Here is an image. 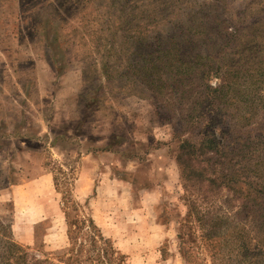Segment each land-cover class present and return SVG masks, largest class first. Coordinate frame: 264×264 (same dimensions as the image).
<instances>
[{
  "label": "rangeland",
  "instance_id": "1",
  "mask_svg": "<svg viewBox=\"0 0 264 264\" xmlns=\"http://www.w3.org/2000/svg\"><path fill=\"white\" fill-rule=\"evenodd\" d=\"M211 1L0 0V264H88L74 253L96 229L123 264H185L174 154L190 135L131 45L147 56L176 38L211 75L218 58L264 64V0H221V27L186 29ZM209 216L189 264H264V229L222 200Z\"/></svg>",
  "mask_w": 264,
  "mask_h": 264
},
{
  "label": "trees",
  "instance_id": "2",
  "mask_svg": "<svg viewBox=\"0 0 264 264\" xmlns=\"http://www.w3.org/2000/svg\"><path fill=\"white\" fill-rule=\"evenodd\" d=\"M222 2L213 0L208 5L200 3L199 10L191 11L193 13L187 15L188 19L183 25L187 24L186 29L189 30L194 26L201 28L203 32L205 27L210 28V24L221 27L223 7L219 6H224ZM191 3L188 6H193ZM120 12L117 19L124 20L126 12ZM183 25L178 28V34L183 33L184 36L186 31H180ZM128 33L120 38L128 39ZM139 37L146 40L145 36L139 34ZM254 37L264 39L258 34ZM129 38L133 39L134 36ZM134 40L137 42L131 45L135 48L131 53L133 58L142 59L144 69H154L156 78L149 81L158 86L159 102L178 112L182 131L190 135L178 143L174 154L181 199L186 208L176 228L178 251L185 264H189L196 254V245L187 242V238H202L207 224L214 220L209 215L219 200L241 222L247 223L252 231L262 233L264 94L257 96V88L264 81L262 57L253 59L248 56L246 62L228 58L220 61L222 58H218L210 63L215 72L211 75L212 71L203 69L200 62H188L181 57L176 38L174 42L171 41L173 46L169 43L147 56L142 54V49L144 52L147 49L141 48V41L138 38ZM233 43L228 41L227 44L233 47ZM155 53L159 55L152 58ZM212 76H218L215 78L219 83L215 86L209 81ZM243 85L253 86L254 92L241 90ZM249 95L260 99L259 104L254 105ZM258 118L263 123L252 122ZM74 254L77 262L82 258L88 264H123L117 251L101 237L98 229L95 234L83 233L81 244Z\"/></svg>",
  "mask_w": 264,
  "mask_h": 264
}]
</instances>
